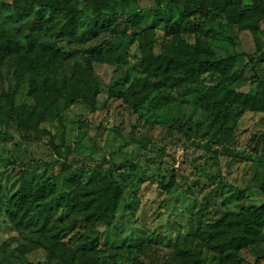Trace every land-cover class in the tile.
<instances>
[{
	"label": "rangeland",
	"instance_id": "rangeland-1",
	"mask_svg": "<svg viewBox=\"0 0 264 264\" xmlns=\"http://www.w3.org/2000/svg\"><path fill=\"white\" fill-rule=\"evenodd\" d=\"M50 1L0 0V28L35 42L31 52H0V264H194L197 255L264 264V239L218 254L200 235L264 202V111L231 99L254 92L264 74V23L258 50L223 16L183 21L184 0L179 8L173 0H65L85 15L60 38L68 16L41 5ZM173 22L181 24L175 37L205 53H235L231 74L197 83L150 77L146 36L162 52ZM22 177L33 193L44 186L45 199L21 210L17 225L9 210ZM111 181L121 197L108 227L93 192ZM82 200L94 203L73 207Z\"/></svg>",
	"mask_w": 264,
	"mask_h": 264
},
{
	"label": "trees",
	"instance_id": "trees-1",
	"mask_svg": "<svg viewBox=\"0 0 264 264\" xmlns=\"http://www.w3.org/2000/svg\"><path fill=\"white\" fill-rule=\"evenodd\" d=\"M172 2L179 8L180 3L177 0ZM30 3L35 2L30 1ZM41 5L55 14L68 16L66 23L58 32L60 38L72 37L76 30L77 18L85 15L82 10H78L65 0H51ZM179 11L183 21L196 17L210 21L216 16H223L235 29L249 32L254 42L257 43L258 50L261 49L260 25L264 23V0H252L248 4L242 0H184V6L179 8ZM139 17L140 12L128 17V21L132 26H137ZM180 27L179 22H173L167 27L168 46L160 53L155 51L154 34H147L141 57L145 72L161 82L170 83H197L200 76L207 73L226 79L235 67L237 55L232 53L220 58L214 53H205L199 43L191 44L180 36L175 37ZM23 35L20 30L13 33L0 28V52L5 54L19 53L22 50L31 52L35 42L23 38ZM221 83L224 84L223 81ZM217 88L212 90L217 93L219 92ZM75 93L80 97L85 96V93L80 90H75ZM231 99L248 110L264 111V74L258 80L254 92L237 93ZM87 102L90 106L95 104L91 96L87 98ZM132 105L137 108L136 101H133ZM227 117L228 114L224 112L221 117L222 124H225ZM22 179L21 190L13 199V206L9 210V216L17 225H20L22 221L19 220L21 210L27 211L37 200L44 201L45 199L46 188L44 186L33 193L26 178L22 177ZM165 188L169 189L170 186H165ZM93 193L96 194L94 201H97L94 213H99V218H103L105 225L109 227L115 219L114 214L121 197L120 184L118 181L107 182ZM93 203L91 200L76 201L73 207L87 211ZM87 216L91 217V212ZM200 235L208 241V248L218 254L240 251L255 245L264 239V202L259 206H251L236 216L220 219L210 224L201 231ZM258 255L259 258L264 259V250ZM190 257H192L191 254ZM193 261L194 264H210L199 255Z\"/></svg>",
	"mask_w": 264,
	"mask_h": 264
}]
</instances>
